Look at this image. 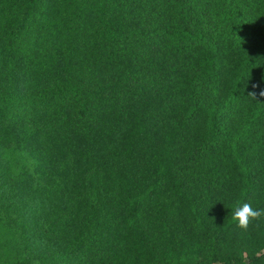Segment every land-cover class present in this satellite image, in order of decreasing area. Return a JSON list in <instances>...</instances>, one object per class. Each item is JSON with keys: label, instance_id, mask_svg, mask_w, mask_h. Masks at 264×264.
<instances>
[{"label": "trees", "instance_id": "1", "mask_svg": "<svg viewBox=\"0 0 264 264\" xmlns=\"http://www.w3.org/2000/svg\"><path fill=\"white\" fill-rule=\"evenodd\" d=\"M262 92L264 0H0V264H264Z\"/></svg>", "mask_w": 264, "mask_h": 264}, {"label": "clouds", "instance_id": "2", "mask_svg": "<svg viewBox=\"0 0 264 264\" xmlns=\"http://www.w3.org/2000/svg\"><path fill=\"white\" fill-rule=\"evenodd\" d=\"M255 98V93H250ZM264 95V92L261 93ZM264 217V208H253L251 203H243L238 205L232 214V219L236 222V226L244 231H247L253 221Z\"/></svg>", "mask_w": 264, "mask_h": 264}]
</instances>
